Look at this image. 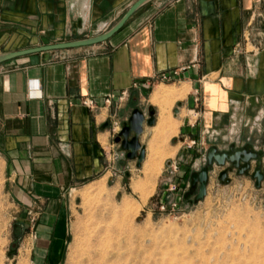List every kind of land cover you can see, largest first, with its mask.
<instances>
[{
    "label": "crops",
    "instance_id": "crops-1",
    "mask_svg": "<svg viewBox=\"0 0 264 264\" xmlns=\"http://www.w3.org/2000/svg\"><path fill=\"white\" fill-rule=\"evenodd\" d=\"M135 1L0 0V54L101 34ZM263 18L264 0H151L102 43L0 63V176L14 199L45 207L40 223L62 222L53 208L104 169L113 150L112 121L127 101L118 100L121 92L137 91L138 82L142 96L153 94L164 82L147 91L145 81L182 66L189 67L171 82L187 91L177 111L186 110L181 143L214 131L220 149L233 142L259 149ZM110 94L116 98L105 104ZM146 135L145 124L141 141Z\"/></svg>",
    "mask_w": 264,
    "mask_h": 264
},
{
    "label": "rangeland",
    "instance_id": "rangeland-1",
    "mask_svg": "<svg viewBox=\"0 0 264 264\" xmlns=\"http://www.w3.org/2000/svg\"><path fill=\"white\" fill-rule=\"evenodd\" d=\"M259 33L263 38L264 27ZM162 86L175 94L154 100L155 92H131L116 117L122 124L135 107L146 115L155 110L156 123L146 124L140 139L148 147L141 167L111 142L104 169L72 185L62 206L53 208L62 222L40 223L37 213L45 207L21 205L0 176V264H264V179L256 188L251 167L242 175L230 170V182L223 183L214 165L207 194L197 201L191 175L205 166L218 139L207 135L185 150L178 128L186 110L177 111L187 91L171 82ZM170 119L173 128L163 125ZM258 147L264 172V144ZM174 183L178 189L171 191Z\"/></svg>",
    "mask_w": 264,
    "mask_h": 264
},
{
    "label": "water",
    "instance_id": "water-1",
    "mask_svg": "<svg viewBox=\"0 0 264 264\" xmlns=\"http://www.w3.org/2000/svg\"><path fill=\"white\" fill-rule=\"evenodd\" d=\"M149 1L151 0H136L115 25L101 34L0 54V63L29 53L102 43L119 31L129 18ZM133 99L136 100L137 96L134 95ZM155 123L156 112L154 109L150 108L146 115L143 109L135 107L131 111L128 119L122 123L118 134L114 137V142L118 143L121 149L125 151V157L129 160H136L137 167H141L146 157V145L140 142V136L144 131V126L145 124L153 126ZM253 161L256 162V166L250 175L255 180V187L260 188L264 179V172L262 170V154L256 148L247 145L238 146L235 143H231L225 149H220L216 145L211 146L206 153L205 166L193 172L191 175L192 184L198 185L196 200H202L206 196L209 171L214 165L223 168L218 174V179L223 183H229L230 178L228 175L230 170L235 169L238 175L249 173Z\"/></svg>",
    "mask_w": 264,
    "mask_h": 264
},
{
    "label": "built area",
    "instance_id": "built-area-1",
    "mask_svg": "<svg viewBox=\"0 0 264 264\" xmlns=\"http://www.w3.org/2000/svg\"><path fill=\"white\" fill-rule=\"evenodd\" d=\"M188 67L189 66H182V67H180L178 69L173 70L170 73H156V74H154L147 81L144 82L145 89L147 91H149L158 82H164V83L174 82L178 78L180 72H182L183 70L187 69ZM141 87H142L141 84L138 83V82H135L133 84V88L136 89L137 92H139V93H140ZM35 93H37V92H35ZM130 94H131L130 90H124L118 96V100L122 101L124 98L128 97ZM115 98H116L115 94L108 95L104 99L105 104H109V105L112 104V101ZM83 104H85L86 106H88V107H90L92 109L96 108V101L94 99H92V98H84L83 99ZM121 126H122V124H120V122L116 118H114L113 121H112V130H113V134L114 135L118 134V132L121 129ZM207 134L211 138H217V135H218V133H215L214 131L208 132ZM204 140H205V137H202L200 140H196V139L188 140V142L186 143V147L187 148H193L195 146L200 145V143H203ZM177 189H178V185L175 184V183L170 186V190L171 191H175ZM161 208L165 209V204L164 203L161 205Z\"/></svg>",
    "mask_w": 264,
    "mask_h": 264
},
{
    "label": "bare ground",
    "instance_id": "bare-ground-1",
    "mask_svg": "<svg viewBox=\"0 0 264 264\" xmlns=\"http://www.w3.org/2000/svg\"><path fill=\"white\" fill-rule=\"evenodd\" d=\"M168 89H166V88H164L163 86L159 89V90H157L155 93H154V97H153V99L154 100H156L157 98H169V96L170 97H172L175 93H174V91H167ZM166 102V101H165ZM166 120V119H165ZM168 120V119H167ZM173 121V120H172ZM172 121H171V119L169 120V122L168 121H165L164 123H163V125H168V126H170V127H173V125H174V123H173V125H172ZM165 127V126H164ZM169 127V128H170ZM177 128V127H176ZM150 172V171H149ZM154 172V171H153ZM151 173V172H150ZM152 174V173H151ZM155 174V173H154ZM146 180V179H145ZM149 182V181H148ZM139 183H140V181H139ZM152 183V182H151ZM153 185V184H152ZM143 186V185H142ZM134 187V186H133ZM135 188L137 189H140L139 188V184L138 183H135ZM142 188H144V187H142ZM147 188L148 187H146V190H147ZM145 189V188H144ZM142 190V189H141ZM146 190H144V192H147ZM149 190V189H148ZM137 191V190H136ZM144 192H143V194H144ZM145 195V194H144ZM147 195V194H146ZM93 246V245H92ZM93 248V247H92ZM87 249V248H86ZM91 248H89V250H90ZM88 250V249H87ZM89 250L88 251H85V252H89ZM92 251L93 250H91L90 252L92 253ZM88 254V253H87ZM86 256V255H85ZM90 256H91V254H90ZM87 257V260H89L88 259V255L86 256ZM90 258V257H89ZM94 258V257H93ZM93 262H95V261H93ZM88 263H89V261H88ZM96 263V262H95ZM86 264V263H85Z\"/></svg>",
    "mask_w": 264,
    "mask_h": 264
},
{
    "label": "flooded vegetation",
    "instance_id": "flooded-vegetation-1",
    "mask_svg": "<svg viewBox=\"0 0 264 264\" xmlns=\"http://www.w3.org/2000/svg\"><path fill=\"white\" fill-rule=\"evenodd\" d=\"M221 171V170H220Z\"/></svg>",
    "mask_w": 264,
    "mask_h": 264
}]
</instances>
